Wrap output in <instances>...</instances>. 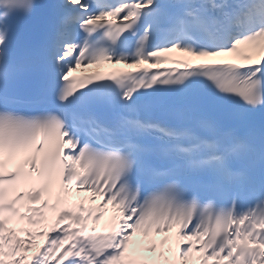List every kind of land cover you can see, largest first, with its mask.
I'll return each mask as SVG.
<instances>
[{
	"label": "snow or ice",
	"instance_id": "obj_1",
	"mask_svg": "<svg viewBox=\"0 0 264 264\" xmlns=\"http://www.w3.org/2000/svg\"><path fill=\"white\" fill-rule=\"evenodd\" d=\"M49 7L0 0V264H264V0Z\"/></svg>",
	"mask_w": 264,
	"mask_h": 264
}]
</instances>
